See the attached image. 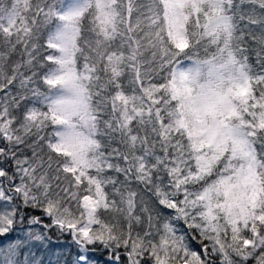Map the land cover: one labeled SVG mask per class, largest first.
Masks as SVG:
<instances>
[{
  "label": "snow or ice",
  "instance_id": "snow-or-ice-1",
  "mask_svg": "<svg viewBox=\"0 0 264 264\" xmlns=\"http://www.w3.org/2000/svg\"><path fill=\"white\" fill-rule=\"evenodd\" d=\"M0 238L264 264V0H0Z\"/></svg>",
  "mask_w": 264,
  "mask_h": 264
},
{
  "label": "trees",
  "instance_id": "trees-1",
  "mask_svg": "<svg viewBox=\"0 0 264 264\" xmlns=\"http://www.w3.org/2000/svg\"><path fill=\"white\" fill-rule=\"evenodd\" d=\"M13 238L14 237L10 236V237H7L6 239L11 240ZM4 239L5 238H0V245H2L4 243ZM65 239H67V238H65ZM52 247L59 250V249H62V248H67V245L66 244H55V245H52ZM194 247H196L197 250H199L198 246L194 245ZM0 264H2V261H0Z\"/></svg>",
  "mask_w": 264,
  "mask_h": 264
}]
</instances>
